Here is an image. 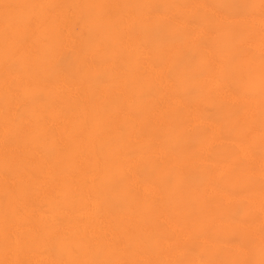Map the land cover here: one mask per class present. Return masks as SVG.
I'll return each mask as SVG.
<instances>
[{
    "label": "bare ground",
    "instance_id": "obj_1",
    "mask_svg": "<svg viewBox=\"0 0 264 264\" xmlns=\"http://www.w3.org/2000/svg\"><path fill=\"white\" fill-rule=\"evenodd\" d=\"M0 264H264V0H0Z\"/></svg>",
    "mask_w": 264,
    "mask_h": 264
}]
</instances>
